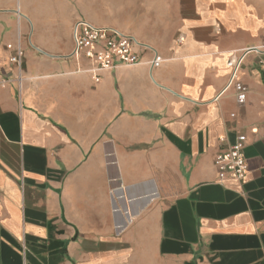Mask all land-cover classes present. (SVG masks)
<instances>
[{"label":"crops","instance_id":"crops-1","mask_svg":"<svg viewBox=\"0 0 264 264\" xmlns=\"http://www.w3.org/2000/svg\"><path fill=\"white\" fill-rule=\"evenodd\" d=\"M54 4V3H53ZM0 0V264H264V0H125L136 41L74 56L78 12ZM100 80L96 81L95 77ZM221 137H225L221 141ZM239 143L247 176L218 168Z\"/></svg>","mask_w":264,"mask_h":264},{"label":"built area","instance_id":"built-area-1","mask_svg":"<svg viewBox=\"0 0 264 264\" xmlns=\"http://www.w3.org/2000/svg\"><path fill=\"white\" fill-rule=\"evenodd\" d=\"M134 37L120 29L113 27H102L80 21L76 25L75 44L73 55L87 57L102 71H111L121 65H134L140 61V55L136 49ZM255 53L258 55V65L264 70V48L251 46L242 51L235 52L227 61L228 67L235 76L247 55ZM23 57L14 53L4 58L0 55V66H20ZM19 77H8L0 71V86L11 84ZM100 80L99 76L95 77ZM225 137H221L224 141ZM218 168L222 173L233 177L236 181L242 182L247 176L248 161L239 143L230 144L226 149L217 154Z\"/></svg>","mask_w":264,"mask_h":264},{"label":"rangeland","instance_id":"rangeland-1","mask_svg":"<svg viewBox=\"0 0 264 264\" xmlns=\"http://www.w3.org/2000/svg\"><path fill=\"white\" fill-rule=\"evenodd\" d=\"M32 3H39L41 6H57L58 2H62V7L70 4L75 11L78 12V18L75 23L86 21L89 23H97L96 21L107 18L109 13H114L115 17L125 7V0H26ZM23 0H6V5L11 6L10 10L21 13L20 6ZM54 3V4H53ZM3 9L0 7V10Z\"/></svg>","mask_w":264,"mask_h":264}]
</instances>
